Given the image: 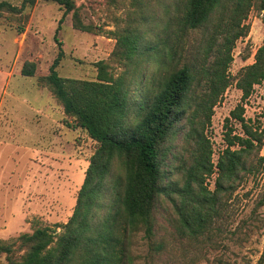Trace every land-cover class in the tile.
Listing matches in <instances>:
<instances>
[{
  "label": "trees",
  "instance_id": "trees-1",
  "mask_svg": "<svg viewBox=\"0 0 264 264\" xmlns=\"http://www.w3.org/2000/svg\"><path fill=\"white\" fill-rule=\"evenodd\" d=\"M58 3L64 15L73 12V26L92 32L76 0ZM264 9V0H260ZM27 3L0 1V20L13 13L24 17ZM254 0H178L173 16L147 30L116 33L113 56L124 64L115 74L107 61L98 64L96 80L60 75L63 42L49 73L38 77L71 119L98 142L91 156L74 212L61 232L39 226L15 239L0 238V264H133L131 237L156 227L164 199L173 208V222L182 236L200 238L221 217L227 200L249 177L264 171V128L245 116L239 103L227 118V146L216 164L207 134L215 106L230 85L228 67L238 38L247 34L244 18ZM62 20H60V23ZM60 27V25H59ZM58 27V29H59ZM57 29V32H58ZM191 34L197 39L191 43ZM36 64L27 61L22 74L33 76ZM264 80V42L254 62L237 81L246 100ZM230 120L241 124L234 133ZM183 124L181 153L165 167L177 125ZM216 166V169L214 168ZM217 173L214 188L207 179ZM6 255V262L1 258Z\"/></svg>",
  "mask_w": 264,
  "mask_h": 264
},
{
  "label": "rangeland",
  "instance_id": "rangeland-1",
  "mask_svg": "<svg viewBox=\"0 0 264 264\" xmlns=\"http://www.w3.org/2000/svg\"><path fill=\"white\" fill-rule=\"evenodd\" d=\"M8 1L18 6L24 2ZM76 1L84 23L95 27L92 32L75 28L73 12L64 15L63 7L53 1L36 0L32 6L27 3L24 13L29 17L22 33L17 28L25 22L24 17L8 13L0 20L2 239H15L39 226L61 232L74 212L91 156L98 148V142L85 130L67 124L71 119L60 102L38 83V77L49 73L60 51L58 39L65 52L57 68L60 75L96 80L97 63L101 60L107 61L117 75L124 64L113 56L117 42L114 35L126 29L147 30L158 19L157 26L164 24L178 7V0ZM260 3L254 0L242 22L248 32L236 40L230 53L231 83L207 127L214 164L227 146V118L239 103L245 105L249 122L264 128V80L255 85L246 100L237 87L241 70L254 62L257 49L264 42V9ZM196 36L191 34V43ZM27 61L36 64L33 76L22 74ZM229 124L235 128L234 133L243 134L239 122L230 120ZM183 130L179 123L170 142L169 163L165 167L168 174L173 173L172 162L181 153ZM261 154L264 155V146ZM216 177L217 173L208 177L210 188H214ZM229 196L221 217L200 238L177 233L173 208L164 199L156 212L154 232L148 235L141 229L131 237L133 264H264V171L249 175ZM1 262H6V255Z\"/></svg>",
  "mask_w": 264,
  "mask_h": 264
},
{
  "label": "crops",
  "instance_id": "crops-1",
  "mask_svg": "<svg viewBox=\"0 0 264 264\" xmlns=\"http://www.w3.org/2000/svg\"><path fill=\"white\" fill-rule=\"evenodd\" d=\"M10 178H11V176H10ZM3 192V191H2ZM2 200V199H1Z\"/></svg>",
  "mask_w": 264,
  "mask_h": 264
}]
</instances>
